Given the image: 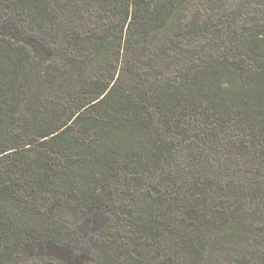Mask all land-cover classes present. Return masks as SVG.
<instances>
[{"label": "trees", "instance_id": "trees-1", "mask_svg": "<svg viewBox=\"0 0 264 264\" xmlns=\"http://www.w3.org/2000/svg\"><path fill=\"white\" fill-rule=\"evenodd\" d=\"M198 1L0 0V264H19L30 245L77 244L121 180L140 184L164 164L163 184L189 185L192 226L164 225L151 196L133 227L191 252L201 232L243 225L205 211L214 195L254 187L264 255V0H242L263 18L245 26L222 0H201L221 13L194 15ZM205 33L209 44L183 41ZM228 145L251 160L254 186L218 188L197 171ZM221 237L223 248L246 241ZM96 246L104 264L121 260L111 243Z\"/></svg>", "mask_w": 264, "mask_h": 264}, {"label": "rangeland", "instance_id": "rangeland-1", "mask_svg": "<svg viewBox=\"0 0 264 264\" xmlns=\"http://www.w3.org/2000/svg\"><path fill=\"white\" fill-rule=\"evenodd\" d=\"M204 5L200 0L197 5H190L189 8L195 10L194 15L203 19L211 14L221 13V10H210ZM221 7L239 12L241 14V17H238L239 25L245 26L246 22L249 24L255 20H263L261 16L254 15V6L242 0H222ZM189 14L185 13V16L189 17ZM208 35L205 33L194 38L187 37L183 41L187 44L206 41V44H209L211 37ZM228 55L234 58L233 52L229 51ZM203 164L208 167H200L197 171L204 173L215 187L219 188L226 182L238 179L246 183L242 185L243 188L254 186L257 171H254L251 160L232 145L225 146V149L224 147L217 149L215 155L207 156ZM194 170L195 168L190 169L191 172ZM172 171L171 164H164L142 174L143 182L140 184H135L131 177L121 180L116 186L118 191L115 201L106 211H100L95 215L90 236L80 237L75 245L46 243L27 246L19 259V264H104L106 259H101L96 246L99 242L111 243L116 247V253L121 256V260L116 264H129L127 261L134 260L135 264H264V255H259L258 250L254 248V210L262 204L261 200H255L254 187L239 194L224 191L214 195L212 203L208 204L211 210L205 211L212 218L228 214L243 225L226 228L218 233L201 232L196 241L198 247L191 252L186 247V252H183V247L177 245L175 236L169 232H164L160 238H156L151 233L139 232L132 226L130 222L131 217L135 216L134 212L151 196H158L162 201L158 211L159 220L164 225H168L172 230L177 224L185 223L183 225L192 226L195 214L189 210V199L192 194L190 188H186L189 185L171 180L164 184L162 182L167 180ZM187 174L183 172V175ZM261 179L264 180V175ZM249 182H253V185ZM216 236L244 237L246 241L238 239L236 244L223 248L219 245L220 242L214 243Z\"/></svg>", "mask_w": 264, "mask_h": 264}]
</instances>
